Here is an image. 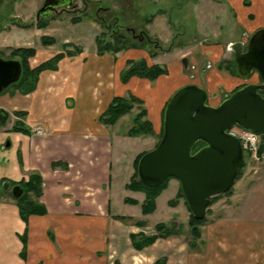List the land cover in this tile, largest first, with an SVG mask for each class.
I'll return each instance as SVG.
<instances>
[{
    "label": "crops",
    "instance_id": "obj_1",
    "mask_svg": "<svg viewBox=\"0 0 264 264\" xmlns=\"http://www.w3.org/2000/svg\"><path fill=\"white\" fill-rule=\"evenodd\" d=\"M201 2L195 5L196 19L204 22L198 33L205 35L204 41L208 42L200 43L199 49L212 67L206 70L196 64L197 78L193 81L182 72H187L192 63L186 62L182 70L178 61L182 62L183 58L178 60V54L174 66L177 74L171 76L175 72L159 61V55L150 58L143 50H129L127 56L98 55L96 47L88 52L79 47L78 54L59 61L56 71L42 72L32 93L22 95L19 91L6 90L0 94V110L10 117L0 128V264H115L116 261L132 264L131 258L141 264H155L158 260H164L163 264H264V194L256 195V170L250 178L255 181L251 187L253 192L245 200L234 197L235 200L223 204L226 215L204 227L202 252L185 247L179 237L159 239L136 251L130 235H152L145 230L146 224L136 227L145 228L136 232L127 221L137 217L111 211L112 172L114 168L119 172L123 169L118 157L119 146L124 142L138 149L128 159L130 173L123 185L125 189L134 173L135 158L155 146L150 139L160 133L162 112L172 94L188 84L203 88L208 99L210 95L217 98L218 90L231 92L240 78L215 66L221 58L229 56L231 44L264 29V0H218L219 8L212 0ZM217 17L221 29H217ZM39 53L31 59L39 58ZM57 53L60 52L54 55ZM129 59H144L148 65L164 66L168 73L154 82L132 77L123 84L119 75ZM129 94L143 102L154 132L152 137H128L119 133L115 127L126 116L112 127L98 121L114 97ZM15 112L25 114L20 121L28 133L12 131L14 121L18 120ZM37 129L43 133L37 135ZM53 164L57 166L52 167ZM32 172L42 178L39 201L47 213L31 216L25 224L15 201L6 194L11 189H4L3 184L26 181ZM171 186L175 198L179 183L170 180L166 190ZM160 196L156 199L155 212ZM126 198L137 201V205L131 206L140 208L144 195L142 200L128 195ZM116 216L130 219L121 221Z\"/></svg>",
    "mask_w": 264,
    "mask_h": 264
},
{
    "label": "rangeland",
    "instance_id": "obj_2",
    "mask_svg": "<svg viewBox=\"0 0 264 264\" xmlns=\"http://www.w3.org/2000/svg\"><path fill=\"white\" fill-rule=\"evenodd\" d=\"M42 1L43 0H0V58L9 60V58H11V51L16 48H33L36 52H40L38 55L39 58L37 57L35 60L29 59L31 67H34L46 61L48 57L54 55L56 52H62L63 46L66 44L72 45L68 47L67 50L73 51L75 48L84 47L88 52L95 49V38L99 34L105 33L106 37L104 39H109V33H106L107 30L99 27L93 21L84 20L83 22L73 23L72 21L77 18V15L66 13L48 18L43 28L37 27L34 23V17ZM76 2L80 4L81 0H76ZM102 2L103 7L110 9L109 18L119 17L118 25H122L121 30H118L120 33L126 35L127 33L124 27H130L135 30L136 34L143 30L147 38L153 40L152 37H155V41L158 42L157 48L152 44L145 43L143 49L139 50L146 51L148 55H159V61L167 64L172 71L175 72L176 54H178V60L183 58L186 62H190L195 66L197 64L204 67L210 64L212 67V64L201 56L199 49L200 43L205 44L208 42L204 41L206 39L205 35L198 33L201 24L204 27V22L196 19L195 10L197 8L195 5L202 3L201 0H103ZM212 2L216 4L217 8L221 7L218 0H212ZM216 20L218 29L220 26H218L220 19L217 17ZM24 24L30 25V28L26 31H24L25 28L20 27ZM235 35H238V32L235 33ZM42 37L51 38L55 43L52 46H43L41 43ZM248 39L249 37H245L244 40L240 42L245 46ZM120 53V56H127L126 52ZM168 53L175 54L169 55ZM225 60L227 59L221 58L215 67L218 68V65ZM230 60H232V58ZM178 63H180L181 69L183 70L182 62L178 61ZM222 71L227 72L224 69ZM182 72L189 78V81H193L197 78L195 77V71L192 72L187 70V72ZM174 74L177 73H172L171 76ZM256 82H258L256 75H252L247 79H240L239 84L234 87L231 92L225 93L222 90H218L216 95L217 98H213V95H210L207 104H213L215 105L213 107H216L223 101L222 99L227 98L236 89L243 88L248 84H256ZM8 90L17 91L11 88ZM125 97H128V95ZM219 99L220 101L222 100L220 103H218ZM140 110L141 107L135 104L131 113L126 115L123 121L115 127L119 133L126 135L127 131L133 126V118ZM111 134L113 135L114 132L112 131ZM150 140H153L156 144L159 138L155 135L153 139ZM137 150L138 149L130 143L125 144L123 142L119 146L118 153L120 154L118 157L121 159L123 169L119 172V170L113 167L112 180L110 182L111 211L116 215L137 217L138 219L132 218L131 221H127L136 232L147 228L145 230L148 234H154L155 224L160 222H164L167 225L173 224L179 233V236H177L179 237L178 239L185 243V247H187L188 243L192 241L190 227L188 225L190 212L184 204L183 199H179L175 207L170 208L167 205L168 201L174 198V187L171 186L163 192L158 201L157 211L148 216L141 215L139 206H131L123 203V199L126 198L127 195L134 196L139 200L143 199V194L132 195V192L123 188L124 183L129 179V156L136 153ZM255 170L256 195L264 194V160L257 162L248 158L246 159V167L243 169L239 179L235 181L231 192L228 195H222L213 204H209L205 215L206 222L199 227L201 237L195 242L196 248L201 252L204 243V227L219 217L226 215L223 213V204L230 203L231 199L235 200L234 197H240L241 201L245 200L249 194L253 192L251 187L255 186V181L250 178ZM10 188H13L11 184ZM10 191H7L6 194L12 199ZM143 220H145L146 227L143 229L136 228L137 226L135 223L142 222ZM128 249L134 255H139L131 251L130 248ZM113 261L114 258L112 259V262ZM129 261H132V264H141L137 259L132 260L131 258ZM115 264H119V262L116 261Z\"/></svg>",
    "mask_w": 264,
    "mask_h": 264
},
{
    "label": "water",
    "instance_id": "obj_3",
    "mask_svg": "<svg viewBox=\"0 0 264 264\" xmlns=\"http://www.w3.org/2000/svg\"><path fill=\"white\" fill-rule=\"evenodd\" d=\"M229 48L237 76L256 75L258 82L238 89L216 107L207 104V92L194 84L176 90L164 108L161 139L137 164V179L146 187L176 180L195 220L205 217L209 199L229 191L246 167L239 139L227 131L238 127L264 133V29L254 32L245 46L236 42ZM182 64L186 68V60ZM21 73L19 61L0 58V94L17 83ZM198 143L204 146L193 153ZM3 188L11 189L8 183ZM11 194L19 198L22 190L15 186Z\"/></svg>",
    "mask_w": 264,
    "mask_h": 264
},
{
    "label": "trees",
    "instance_id": "obj_4",
    "mask_svg": "<svg viewBox=\"0 0 264 264\" xmlns=\"http://www.w3.org/2000/svg\"><path fill=\"white\" fill-rule=\"evenodd\" d=\"M149 21V20H148ZM73 23L80 22V19H74ZM45 26L44 23L37 24V27L43 28ZM21 28L28 29L30 25L24 24L20 26ZM106 33H109V39L105 40L106 37L104 34H99L95 38V46L96 52L98 55H103L105 53H111L113 55L118 54L120 52H127L129 50H139L143 49V46L139 44L134 38H132L129 34H122L120 32H113V29L107 30ZM41 43L43 46H52L55 41L51 38L42 37ZM71 44H66L63 46V51L57 53L52 58L43 61L42 63L38 64L37 66L31 67L29 63V59L34 58L36 56V51L33 48H16L11 51V58L9 60H17L21 64L22 73L19 81L13 85H11L8 89H16L22 95H27L35 91L39 76L42 72L45 71H56L57 65L60 60H62L65 56L73 57L79 53L78 48L74 49L73 51L67 50L68 47H71ZM150 58L156 57V54H150ZM219 70H226L229 75L233 77H237L236 67L233 60H225L218 65ZM168 71L166 67L159 66V65H148L144 59H136V60H126L125 67L120 72L119 78L120 82L125 84L127 83L132 77H136L139 79L147 80L150 82L156 81L159 77L167 75ZM7 89V90H8ZM241 89V88H238ZM236 89L235 91H237ZM6 91V90H5ZM233 91V92H235ZM232 92V93H233ZM231 93V94H232ZM260 95L264 98V92H260ZM138 104L141 107V110L136 116L133 118V126L127 131L126 136L128 137H146V136H153L154 132L152 129L151 123L147 120L146 110L142 107L143 102L138 98L132 96L131 94L128 97H114L110 102L109 106L107 107L106 111L103 112L98 121L107 127L114 126L122 117L131 113L134 109V105ZM166 106V104H165ZM165 108V107H164ZM163 113L162 112V123H163ZM14 116L18 119L14 121L12 125V131L14 132H22L28 133V130L25 128L24 124L20 119L25 117L24 113L15 112ZM10 117L8 114L0 110V128L4 127ZM261 136V143H260V152L264 150V133H259ZM159 140L162 136V127L160 133L157 135ZM158 140V142H159ZM158 142L155 144L154 148L157 146ZM204 145L202 143H198L194 149L193 153L199 150ZM144 153L138 155L134 162L133 168L134 173L127 185H125V189L133 192H140L144 195V200L140 204V211L141 215L147 216L151 215L156 210V199L160 196V194L166 190L168 186V182L172 178L166 179L161 185L156 188H149L143 185L137 179V164L139 159L142 157ZM245 161L248 159L247 155L244 154ZM57 164H53L52 167H56ZM243 169L238 172L236 180L242 174ZM42 178L37 172H32L28 179L22 180L18 183L11 184L13 187L18 186L22 190V195L19 198L12 199L15 201L18 212L21 220L27 224L28 219L31 216H45L46 209L44 205L39 201L42 195ZM232 188L229 189L225 194L228 195L231 192ZM222 195L214 196L209 199V204H213L219 197ZM179 199H183V195L181 193L180 187L174 199L168 202L169 207H175L178 203ZM125 204L129 205H137V201L125 198L123 200ZM184 204L187 206L186 202ZM188 209V207H187ZM189 211V209H188ZM190 212V211H189ZM115 219L125 221L129 220L130 218L127 217H119L116 216ZM206 222V218L204 217L201 220H195L190 213L188 225L190 227V234L192 237V241L188 243V247L190 249H195L196 245L195 242L198 241L201 237L199 227ZM145 222H136L135 225L139 228L145 226ZM155 233L149 236L144 234H131L130 235V242L132 248L136 251H141L146 247L153 245L159 239H167L169 237H177L179 236L178 231L175 229V225H167L165 223H157L154 226ZM24 249H25V237L22 238ZM24 256V252L22 253ZM164 260H158L155 264H163Z\"/></svg>",
    "mask_w": 264,
    "mask_h": 264
},
{
    "label": "flooded vegetation",
    "instance_id": "obj_5",
    "mask_svg": "<svg viewBox=\"0 0 264 264\" xmlns=\"http://www.w3.org/2000/svg\"><path fill=\"white\" fill-rule=\"evenodd\" d=\"M103 0H81L77 3L76 0H43L41 6L36 10L34 23H44L48 18L59 16V14L77 15L76 19L80 22L90 20L96 23L99 27L105 30L113 29V32H119L122 25H118L119 17L109 18L110 9L103 7ZM125 32L134 38L142 46L145 43L152 44L155 48L158 42L147 38L142 30L136 34L135 30L130 27H124ZM123 29V28H122ZM145 46V45H144Z\"/></svg>",
    "mask_w": 264,
    "mask_h": 264
},
{
    "label": "built area",
    "instance_id": "obj_6",
    "mask_svg": "<svg viewBox=\"0 0 264 264\" xmlns=\"http://www.w3.org/2000/svg\"><path fill=\"white\" fill-rule=\"evenodd\" d=\"M230 58L231 53L227 58L224 59L229 60ZM210 68V64L204 66V69L206 70H209ZM187 70L194 72L196 70V66L191 64L188 66ZM35 133L37 135H41L43 132L41 129H37ZM227 133L239 139L243 153L246 154L248 158H251L257 162L264 160V150L260 152L261 136L259 134L238 127H232L227 131Z\"/></svg>",
    "mask_w": 264,
    "mask_h": 264
},
{
    "label": "bare ground",
    "instance_id": "obj_7",
    "mask_svg": "<svg viewBox=\"0 0 264 264\" xmlns=\"http://www.w3.org/2000/svg\"><path fill=\"white\" fill-rule=\"evenodd\" d=\"M229 52H230V48H229Z\"/></svg>",
    "mask_w": 264,
    "mask_h": 264
}]
</instances>
